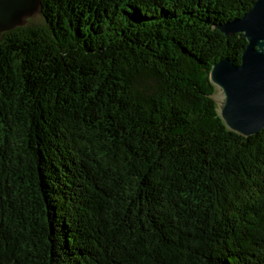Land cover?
<instances>
[{
    "label": "trees",
    "instance_id": "16d2710c",
    "mask_svg": "<svg viewBox=\"0 0 264 264\" xmlns=\"http://www.w3.org/2000/svg\"><path fill=\"white\" fill-rule=\"evenodd\" d=\"M254 2L40 0L2 34L0 264H264V128L210 80Z\"/></svg>",
    "mask_w": 264,
    "mask_h": 264
},
{
    "label": "water",
    "instance_id": "95a60500",
    "mask_svg": "<svg viewBox=\"0 0 264 264\" xmlns=\"http://www.w3.org/2000/svg\"><path fill=\"white\" fill-rule=\"evenodd\" d=\"M38 8L40 0H0V35L22 26L20 17ZM218 28L247 40L241 62L236 64L229 58L217 61L210 70V80L226 127L248 137L264 128V0H255L243 16Z\"/></svg>",
    "mask_w": 264,
    "mask_h": 264
},
{
    "label": "rangeland",
    "instance_id": "374dc122",
    "mask_svg": "<svg viewBox=\"0 0 264 264\" xmlns=\"http://www.w3.org/2000/svg\"><path fill=\"white\" fill-rule=\"evenodd\" d=\"M22 25H30L33 23H39L42 21V14L40 8L32 12H26L20 17ZM4 32L1 33L0 37Z\"/></svg>",
    "mask_w": 264,
    "mask_h": 264
}]
</instances>
